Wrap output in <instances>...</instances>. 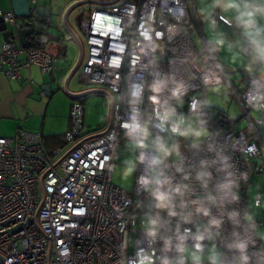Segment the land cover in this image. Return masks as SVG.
<instances>
[{
	"label": "clouds",
	"instance_id": "obj_1",
	"mask_svg": "<svg viewBox=\"0 0 264 264\" xmlns=\"http://www.w3.org/2000/svg\"><path fill=\"white\" fill-rule=\"evenodd\" d=\"M190 3L175 0L163 22L146 17L143 31L131 18L110 64L129 67L107 98L123 115L104 141L106 167L138 194L117 264H264V183L241 164L264 153L213 123L231 106L248 133H264V0Z\"/></svg>",
	"mask_w": 264,
	"mask_h": 264
},
{
	"label": "built area",
	"instance_id": "obj_2",
	"mask_svg": "<svg viewBox=\"0 0 264 264\" xmlns=\"http://www.w3.org/2000/svg\"><path fill=\"white\" fill-rule=\"evenodd\" d=\"M175 0H132L93 10L80 21L86 44V59L79 81L109 92L121 83L128 65L114 72L110 64L120 54L119 43L130 35L129 20L137 31L144 30L146 17L163 22ZM36 6L37 0H30ZM188 6L187 0H177ZM0 20L19 29L13 11L0 9ZM192 17L190 16V23ZM122 50V49H121ZM32 66L42 74L53 75L55 60L40 48L24 49L4 43L0 52V74L19 79L21 71ZM113 106L110 127L103 133L83 135L84 109L79 102L70 111L71 130L66 134L70 151L59 159L60 150L49 157L38 132L19 130L12 138L0 137V264H117L118 250L132 233L125 212H131L137 199L135 189L126 193L113 184L106 163L111 152L104 141L117 128L122 116ZM246 119L225 122L224 128L247 142V153L255 155L263 147L259 133L250 140L239 125ZM252 177L264 174V156L248 164ZM247 199V196H245ZM263 223L262 221H260ZM67 250L68 257L61 255ZM129 249V254H132Z\"/></svg>",
	"mask_w": 264,
	"mask_h": 264
},
{
	"label": "crops",
	"instance_id": "obj_3",
	"mask_svg": "<svg viewBox=\"0 0 264 264\" xmlns=\"http://www.w3.org/2000/svg\"><path fill=\"white\" fill-rule=\"evenodd\" d=\"M37 1L36 8L48 11L52 19L51 33L56 36V39H51L44 50L54 58L55 72L53 75H44L39 67L32 66L30 69L22 70L19 79H8L0 74V137L12 138L19 130L38 132L42 135L45 153L56 159L54 152L60 150L61 153L58 156L60 159L71 149L66 145L65 136L72 126L70 111L73 103L79 102L85 105L89 98L101 95L108 97L110 92L101 87L90 86V90H82L76 83H73L77 73H81L87 51L80 23L70 22L74 13L70 10L77 3L89 0ZM90 1H95V3L85 6L90 7L92 12L100 7L113 6L132 0ZM0 9L13 11L12 0H0ZM217 20L231 34V19L221 12L217 15ZM8 27L13 29L11 26ZM4 43L8 42L4 37V32L0 31V52ZM15 45L23 48L19 40L15 41ZM32 48L39 47L34 43ZM223 55L228 56L227 53ZM218 110L231 122L238 121L240 118V116L232 118L231 106ZM112 115L113 106L109 105L108 124L98 130V134L109 128ZM242 130L250 140L254 139L255 136L248 133L246 128ZM258 133L263 145L262 153H264V133ZM83 135L89 136V134ZM252 183H264V174L253 176ZM259 220L264 223V212L260 213Z\"/></svg>",
	"mask_w": 264,
	"mask_h": 264
},
{
	"label": "water",
	"instance_id": "obj_4",
	"mask_svg": "<svg viewBox=\"0 0 264 264\" xmlns=\"http://www.w3.org/2000/svg\"><path fill=\"white\" fill-rule=\"evenodd\" d=\"M92 3H95V1L89 0L77 3L70 12H74ZM12 9L19 20V29H9V27L0 20V31L4 32V37L7 39L8 43L15 44V41L19 40L23 48L26 49L32 48L33 44L36 43L40 49L44 50L51 39H56V36L51 33L53 25L48 11L37 9L36 6H32L30 0H12ZM80 21L79 19L78 22L80 23ZM213 119L214 125L219 126L227 121V116L217 109Z\"/></svg>",
	"mask_w": 264,
	"mask_h": 264
},
{
	"label": "rangeland",
	"instance_id": "obj_5",
	"mask_svg": "<svg viewBox=\"0 0 264 264\" xmlns=\"http://www.w3.org/2000/svg\"><path fill=\"white\" fill-rule=\"evenodd\" d=\"M189 7L191 6L190 0H187ZM91 14V8L84 6L72 14L70 18V22L72 23H78L79 19H87L89 18ZM192 17V22L190 24L191 30L194 34H201L200 31V24L197 21V18L195 16ZM82 36L85 42V38L82 32ZM80 73H77V75L74 77V82L79 87V89L82 90H90L91 88L89 86L83 85L79 81V75ZM107 96L101 95V96H94L86 100L85 105H83V108L85 109V117L83 119L84 123V129L83 134H89V136H93L98 134L97 131L101 130L106 124H108L109 120V104L107 103ZM240 129H243V123L239 125ZM99 132V131H98ZM113 184L120 188L122 191L126 193H131L134 189V184H128L125 182H122L119 178H116L113 176L112 178Z\"/></svg>",
	"mask_w": 264,
	"mask_h": 264
},
{
	"label": "trees",
	"instance_id": "obj_6",
	"mask_svg": "<svg viewBox=\"0 0 264 264\" xmlns=\"http://www.w3.org/2000/svg\"><path fill=\"white\" fill-rule=\"evenodd\" d=\"M226 122H231V121H229L228 117H227V121Z\"/></svg>",
	"mask_w": 264,
	"mask_h": 264
}]
</instances>
